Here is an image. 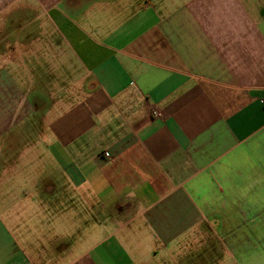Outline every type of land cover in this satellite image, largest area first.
<instances>
[{
    "label": "crops",
    "instance_id": "0c3cea01",
    "mask_svg": "<svg viewBox=\"0 0 264 264\" xmlns=\"http://www.w3.org/2000/svg\"><path fill=\"white\" fill-rule=\"evenodd\" d=\"M0 264H264V0H0Z\"/></svg>",
    "mask_w": 264,
    "mask_h": 264
},
{
    "label": "built area",
    "instance_id": "2783aa9c",
    "mask_svg": "<svg viewBox=\"0 0 264 264\" xmlns=\"http://www.w3.org/2000/svg\"><path fill=\"white\" fill-rule=\"evenodd\" d=\"M150 111L154 117L160 116L161 112L157 107L150 106Z\"/></svg>",
    "mask_w": 264,
    "mask_h": 264
},
{
    "label": "rangeland",
    "instance_id": "374dc122",
    "mask_svg": "<svg viewBox=\"0 0 264 264\" xmlns=\"http://www.w3.org/2000/svg\"><path fill=\"white\" fill-rule=\"evenodd\" d=\"M46 161L48 162V159H46L45 162H46ZM42 163H43V162H40V164H42ZM31 164H32V163H31ZM26 176L30 178V177L32 176V174H31V173H27Z\"/></svg>",
    "mask_w": 264,
    "mask_h": 264
}]
</instances>
